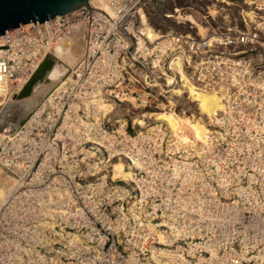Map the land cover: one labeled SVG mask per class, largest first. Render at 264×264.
I'll return each instance as SVG.
<instances>
[{
    "label": "rangeland",
    "instance_id": "rangeland-1",
    "mask_svg": "<svg viewBox=\"0 0 264 264\" xmlns=\"http://www.w3.org/2000/svg\"><path fill=\"white\" fill-rule=\"evenodd\" d=\"M143 8L157 34L216 45L205 74L224 83L205 86L185 69V85L219 106L206 113L163 79L147 84L151 96L141 101L143 83L109 85L67 64L15 126L40 112V132L53 126L48 135L57 144L41 175L23 181L30 192L0 206V264H264V0H156ZM238 33L257 41L217 44ZM173 52L164 63L181 57ZM182 118L200 119L207 139L196 140ZM124 130L135 137L129 153L137 161L113 152L124 148L115 144ZM204 154L211 165L190 164Z\"/></svg>",
    "mask_w": 264,
    "mask_h": 264
},
{
    "label": "built area",
    "instance_id": "built-area-1",
    "mask_svg": "<svg viewBox=\"0 0 264 264\" xmlns=\"http://www.w3.org/2000/svg\"><path fill=\"white\" fill-rule=\"evenodd\" d=\"M105 2L106 8L98 1L96 4L82 5L44 21L19 24L0 34V92H7L11 84L22 87L41 61L53 55V47L68 38L73 39L77 31L83 36L84 47L82 57L76 65L78 74L79 70L85 67L88 69V76L101 83L109 85L117 82L143 83L144 89L137 97L141 101H147L151 96L145 91V87L161 79L166 86L175 89L186 84V81L189 82L185 69L192 73L190 77L195 76L197 81L205 86L224 83L223 80L213 79L212 73L209 76L205 74V69H208L205 64H213L211 60H207L214 56L207 51L216 47L212 41L172 32L160 35L153 28L145 26L143 7L156 0H105ZM147 28L154 32L153 37L148 36ZM256 36L257 34L251 36L238 33L218 38L217 44H254L257 41ZM196 50H205L199 59L193 58ZM173 51L180 52L181 57L174 56L173 60L176 61L164 63L169 53ZM167 71L173 75L169 76ZM112 94L114 99H122L121 92L113 91ZM247 103L246 98L241 100L240 109L244 112H246L244 104L247 107ZM261 110V115H264V107ZM37 117L38 115L34 116L32 120L33 126L30 123L29 126L22 125L11 129L4 127L0 130L1 173L18 181L10 195L12 197L16 195L18 198L26 191L30 192V188H27L29 183L23 181L30 174L33 177L35 174L41 175L43 164L47 162L53 146L57 144L48 135L53 126L50 125L44 132H40L44 127L36 123ZM210 121L220 124L216 118L208 117V123H211ZM156 129L159 130V127ZM136 136L139 137V133ZM134 138L125 130L118 131L115 144L118 143L124 148L113 152L131 162L137 161V158L129 153ZM203 157L195 159L190 164L197 165L201 160L211 165L210 158L205 154Z\"/></svg>",
    "mask_w": 264,
    "mask_h": 264
},
{
    "label": "bare ground",
    "instance_id": "bare-ground-1",
    "mask_svg": "<svg viewBox=\"0 0 264 264\" xmlns=\"http://www.w3.org/2000/svg\"><path fill=\"white\" fill-rule=\"evenodd\" d=\"M98 1L101 2L100 5L102 7L105 8L107 7L105 0H89L88 3L96 4ZM146 32L148 33L149 37H153L154 32L152 30H149L147 28ZM82 45H83V36L80 31H78V33L75 34V37L73 39L68 38L60 42L59 44H56L52 50L54 51L57 49V51L59 52L58 53L60 56L59 58L63 61L62 66L58 62H55L54 68L50 72V76L42 77L41 80H39L38 83L35 85V87L31 90V92L26 96L20 98L16 96V94L21 89V87L16 84L9 85L7 88V92L5 93H3L2 91L0 92V115L3 114L5 116L4 118H7V116L12 115V112L15 111L17 112V116H16L17 119L14 122L9 121L10 123L12 122L10 129L14 128L19 123V121L24 117V115H26L27 111L30 110V108H32L39 101L40 99L39 97L49 89V87L52 85L54 81L56 82L57 78H60L61 75H65V73L66 74L68 73V69L70 68H68L67 64L74 66L77 63V59L79 58L78 56H80L79 54H81L80 50L83 49ZM176 91L178 93H185L187 95L192 94L189 96L193 97V99L200 100V102L198 101V106H199L198 108H201L206 113L209 112V114H211L212 111H214V109L217 106H219V100L217 98L210 97L209 96L210 94L208 95L203 92L196 91V89L194 90L191 87L187 88L185 84L179 85ZM100 99H104V97H101ZM38 113L39 112H36L34 116H36ZM34 116L31 117V120L28 121L27 123L28 126L30 125L31 121L34 120ZM7 120H9V118H7ZM163 120L167 122V125H170L172 128H175L177 130L176 123L171 117L163 118ZM182 121L184 123L189 124L190 128L193 129V131L195 132V139L198 137L202 140L207 139L206 138L207 132L203 127V125L201 126L200 119L194 118L192 120L188 118H182ZM181 139H184V141H189V140L192 141L191 139H188L185 136V134L181 135ZM122 169H123L122 163L115 164V173H114L115 176L121 177L123 175ZM9 177L12 179L11 181L7 180V177L6 176L4 177V175L1 173L0 170V204H2L8 198V196L12 194L15 185L18 184L17 179L14 180L11 176Z\"/></svg>",
    "mask_w": 264,
    "mask_h": 264
},
{
    "label": "water",
    "instance_id": "water-1",
    "mask_svg": "<svg viewBox=\"0 0 264 264\" xmlns=\"http://www.w3.org/2000/svg\"><path fill=\"white\" fill-rule=\"evenodd\" d=\"M89 0H0V34L14 28L19 24L32 21H44L56 15L72 11L82 5H87ZM56 51V52H55ZM59 52L53 51V55L45 57L33 72L29 80L21 87L16 94L17 97H24L31 92L42 77L50 76L55 62L61 66L63 61L59 58ZM28 113V112H27ZM17 112L11 116L0 115V130L4 127L10 128L11 123L17 119ZM9 121H12L11 123Z\"/></svg>",
    "mask_w": 264,
    "mask_h": 264
}]
</instances>
